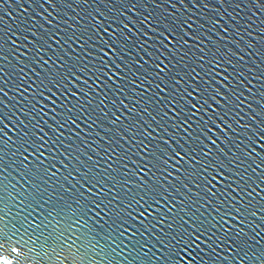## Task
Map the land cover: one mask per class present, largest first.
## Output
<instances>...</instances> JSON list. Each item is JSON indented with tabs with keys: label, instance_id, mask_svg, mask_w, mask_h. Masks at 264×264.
Masks as SVG:
<instances>
[{
	"label": "water",
	"instance_id": "water-1",
	"mask_svg": "<svg viewBox=\"0 0 264 264\" xmlns=\"http://www.w3.org/2000/svg\"><path fill=\"white\" fill-rule=\"evenodd\" d=\"M106 43L116 52L105 57L111 70L98 76ZM161 60L167 67L157 76ZM72 72L70 98L49 92L53 73ZM189 82L202 91L216 87L223 103L232 102L227 133H209L216 144L197 136L195 119L187 132L179 127L181 117H192V104L203 103L182 102L185 88L194 91ZM171 98L177 103L169 105ZM208 119L202 114L199 124ZM260 127L264 0H0L4 212L24 215L26 177L46 193L33 215L47 231L79 220L73 238L99 241L76 253L86 264H166L169 241L194 229L201 239L185 254L193 264H260L264 149L245 156ZM115 214L131 229L129 239H116L119 247L108 242Z\"/></svg>",
	"mask_w": 264,
	"mask_h": 264
},
{
	"label": "snow or ice",
	"instance_id": "snow-or-ice-1",
	"mask_svg": "<svg viewBox=\"0 0 264 264\" xmlns=\"http://www.w3.org/2000/svg\"><path fill=\"white\" fill-rule=\"evenodd\" d=\"M104 31L107 32L108 29H104ZM165 39H168V37H165ZM100 52V66L96 70L98 76L111 70L110 65L107 69L105 68V57H112L116 52V48L113 44L106 43V47H102ZM163 63L164 61L161 60V64L157 65L159 68V71L156 73L157 76H160L161 73L165 72L167 66L165 65L161 67ZM81 71H83V69H81ZM74 77H76L75 72H72L71 74L66 73L64 75L53 73L51 77L48 78L53 86L48 89L49 92H52L53 95L59 94L64 95L66 98H70L68 94L72 93V88L68 85H75L76 81ZM109 78L111 79V77ZM189 83L190 86L194 87V91L189 92L188 88H185L181 94L183 96L182 102L185 104H191V100H189L188 97H193L203 100V103L199 104V106L192 104L191 108L188 109L193 113L192 117H181L179 127L187 132L188 127H191L189 120L195 119L199 127L197 136L206 138L209 144H216L217 141L213 137L214 135H219L217 129H219L221 133H227L228 128L231 127L226 117L232 111L229 107L232 102L228 101L227 103H223L222 100L226 99L225 94L216 87L210 86L211 91H208V88H204L202 91V87L199 84H195L194 82ZM44 86L47 87V84H44ZM40 95L43 96L44 93L41 92ZM74 95L78 96L79 94L74 93ZM233 95H235V93ZM217 97H221L222 99H217ZM48 99L52 100V96H48ZM53 103H55V101H53ZM176 103L177 101L174 98L169 100V105ZM205 105H208V107H205ZM217 105H219V107H217ZM201 109H203L202 114L209 117V119L203 124H199L202 115L200 112ZM170 110L175 114L174 118L180 116V113L177 112L174 107L170 108ZM40 111L43 110L40 109ZM198 113L199 115H197ZM72 122L75 123V121ZM209 133H213L214 135H209ZM24 144H27L29 147L32 146L27 140H24ZM22 146L23 145H21V147ZM40 147H43V145H40ZM205 149H208L207 145ZM205 149L202 150L204 151L205 156L210 155V151H206ZM247 149L248 150L245 151V156L247 157H252L253 154H260L258 150L264 149V129H261L260 127L259 130L254 131L253 136L248 138ZM35 151L38 152L39 148H36ZM221 152H223V149H221ZM176 155L180 156L181 154L176 153ZM262 159H264V157H262ZM213 167L216 168V165H213ZM38 170L39 166H37V171ZM223 175L224 173L222 171H218V176ZM216 178L217 177H213V179ZM21 179L29 184L31 191L26 189L27 203H25L20 209L21 212H24V215L19 220H16L15 218H7L8 214L4 212V208L7 206L6 200L0 199V264H55L56 261H59V264H63L66 256L73 257L72 264H86V256L77 257L76 253H86L87 251L94 250L99 241L96 240L94 236H88L84 233L73 238L71 233L74 224H80L79 220L69 222L67 228L63 231L60 228H55L53 231H47V225L44 224V221L37 222L36 217L33 215V213L38 215L42 203L47 202L44 199L46 193L40 187L32 186L31 182L26 177H21ZM208 183H211V180H209ZM0 193H3V195L6 196L9 195L4 192L2 186H0ZM10 199L15 200V195H12ZM53 211H55V209H53ZM49 215H51V213ZM115 215L116 220H114V224H116V228L113 229V232H115L116 235L113 237L112 234L109 233L108 242L114 247H119V245L115 243L116 239H129L131 229L130 227H124L123 217L121 215ZM140 215L142 216L144 214L140 213ZM161 223H163V221H161ZM17 224H19V227H17ZM42 224H44L43 229L41 228ZM82 226L83 225H81V227ZM21 229H23V231H21ZM66 232L69 234L65 235ZM125 233H128L129 235L125 236ZM196 233V229L187 232L186 235H180L177 233L179 238H172L175 243L169 241L170 247L168 248V259L166 264H193L192 260L186 259L185 254L187 253L188 255H191V253L188 252V249L193 247V245L198 247L197 241H199L201 237ZM78 241L79 243H77ZM121 242H123V240H121ZM129 243H131V240H129ZM124 246L127 247L128 245ZM140 247L145 249L147 245H141ZM262 257H264V253H262L260 257H256V259L260 260V264H264V258ZM136 264H139V261H136ZM239 264H244V262L240 261Z\"/></svg>",
	"mask_w": 264,
	"mask_h": 264
}]
</instances>
